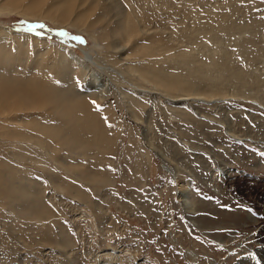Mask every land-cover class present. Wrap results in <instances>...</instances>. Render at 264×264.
<instances>
[{"label": "rangeland", "instance_id": "rangeland-1", "mask_svg": "<svg viewBox=\"0 0 264 264\" xmlns=\"http://www.w3.org/2000/svg\"><path fill=\"white\" fill-rule=\"evenodd\" d=\"M114 1L138 27L126 51L103 0H0V29L53 47L0 61L45 95L0 111V264H263L264 0Z\"/></svg>", "mask_w": 264, "mask_h": 264}, {"label": "bare ground", "instance_id": "bare-ground-1", "mask_svg": "<svg viewBox=\"0 0 264 264\" xmlns=\"http://www.w3.org/2000/svg\"><path fill=\"white\" fill-rule=\"evenodd\" d=\"M103 1L107 3L106 6L108 7L109 11L115 12L116 14H118L119 20L121 19L120 21L122 22V24H120L121 25L120 28H122V30H124V32L127 33V35H129V36H127L128 39H126L123 44H120L118 46V48H117L118 51H114V52L126 51V49H127L128 45H129V43L131 42V40H133L134 37L137 35L138 27L135 24V21L133 20V18H131L129 15H125V14L119 13L120 9H119L117 3L114 0H103ZM97 2H98V0H97ZM16 12L19 13V11H16ZM115 34H118V33H115ZM120 35L122 36V34H120ZM32 37H35V38H32ZM32 37L25 36V35L23 36V34L13 32V31H11L9 29L8 30L7 29H5V30L0 29V61H1V64H5L6 63L5 57H6V54L8 53V48L11 49V45L13 43L16 44L15 46L18 49L19 52H27L28 49H29L30 53H25L24 54L25 56L28 57L27 58L28 60H31L32 56H37L36 53L40 54L41 58H45L47 55H49L47 53V50L53 49L52 44H50L49 42H46L45 40H41L37 36H33L32 35ZM37 43H41V44H37ZM99 45L100 44H98V46ZM98 46H97V49H99ZM5 48L7 50H5ZM43 48H46L47 50H44ZM35 51H36V53H35ZM81 51L83 52V54H82L83 57L82 58L75 57L76 61H79V62L80 61H85L87 63H93L95 61V58H94L93 54H91V52L87 51L86 49H82ZM67 56H68V53H67ZM67 56H65V57H67ZM20 57L24 58V56H20ZM64 58H62V60H64ZM125 59H128V58H125ZM62 60L58 63V65L61 67V70L63 71V73H66L68 75V70L66 69L64 61L62 62ZM126 61H128V60H126ZM74 63H76V62H74ZM79 64H81V63H79ZM81 69H83L82 66H81ZM70 72H72V71H70ZM63 76H64V80H66L69 75L68 76L63 75ZM86 77H87V75H86ZM92 77H93L94 83L92 81H91V83L93 85H95L94 89L99 90L100 89V85H98V83H99L98 77L95 76V75H93ZM6 79H8V77H6ZM64 84L67 85L66 82ZM14 87H16V86H14ZM14 87L12 86L10 81H8V80L7 81H3L2 83L0 82V111H2L3 113H5L4 111H7V110L9 111V110H11V109H13L15 107L19 108V109H23V111H24L25 108L38 107L41 104V102H42V100H39V98H42V96H45V95H43L44 94L43 91L39 90V89H38V92H33L32 94H30L28 96H25L26 91L19 90V89H16ZM70 87H68V88H70ZM48 89H49V93H52L55 90V86L53 84H49V88ZM156 90H160V89L156 88ZM100 94H103V93H100ZM105 94H106V91H105ZM52 95L54 96L53 100L60 101V102H62L63 106H67L68 107V109H64L62 111L67 116V118H68L69 114H71V117H75L76 119H80L84 124L91 126V130L94 131V130L97 129L96 125H98V123H99L98 122L99 121L98 117L90 111V107H89L88 103L86 102V100H87L86 98L82 97L80 99V97H79V99H76V98L73 97V94L71 92H63V91H55ZM92 95L96 96V97L97 96L100 97V95H95V93L92 94ZM123 96H124V94H123ZM186 97H188L189 99L192 98L191 96H186ZM126 105H128V102H127ZM127 109H129V108H127ZM19 112H20V110H19ZM0 114H2V113H0ZM10 114H12V112ZM7 118H4V119H7ZM133 118L136 119V120L138 119L137 116H135V115L133 116ZM68 121H69V118H68L67 122ZM2 130H4V129H2ZM222 172L225 173L226 177L230 175V173L227 172V171H222ZM244 179L246 180V179H248V177H244ZM254 183H256V186L258 188L262 187L263 188L262 190L264 191V182L259 181V182H254ZM185 187H187V186H185ZM181 191H182L181 192L182 195L186 194L184 187H181ZM185 197H186V195L183 196V198L182 197H180V198H182L181 200L184 202L185 206H189L190 203ZM259 201H261V200H259ZM256 204L260 205V203H256ZM261 206H263V204L260 205L259 207H261ZM259 231L261 232L260 233L261 235H259L260 236L259 239H261L260 242L263 241V247H260L259 250L257 252H255V254H253V256H257V257L261 256V261L264 264V223H263L262 228ZM107 255H109V254H107ZM192 256L194 258L196 257L195 254H192ZM106 258H107V256H106ZM105 262L100 261L99 264H107ZM215 264H220V263L216 262Z\"/></svg>", "mask_w": 264, "mask_h": 264}, {"label": "snow or ice", "instance_id": "snow-or-ice-1", "mask_svg": "<svg viewBox=\"0 0 264 264\" xmlns=\"http://www.w3.org/2000/svg\"><path fill=\"white\" fill-rule=\"evenodd\" d=\"M41 27H43V25H41Z\"/></svg>", "mask_w": 264, "mask_h": 264}]
</instances>
